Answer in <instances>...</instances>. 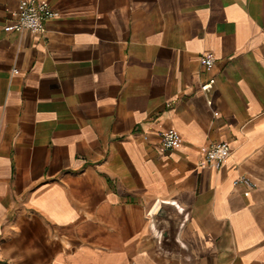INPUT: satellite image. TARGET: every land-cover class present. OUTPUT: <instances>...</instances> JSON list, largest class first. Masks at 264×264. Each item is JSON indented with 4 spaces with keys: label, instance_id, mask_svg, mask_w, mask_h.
I'll return each mask as SVG.
<instances>
[{
    "label": "crops",
    "instance_id": "crops-1",
    "mask_svg": "<svg viewBox=\"0 0 264 264\" xmlns=\"http://www.w3.org/2000/svg\"><path fill=\"white\" fill-rule=\"evenodd\" d=\"M20 1L0 0V264H264V0H43L40 34L4 29Z\"/></svg>",
    "mask_w": 264,
    "mask_h": 264
},
{
    "label": "built area",
    "instance_id": "built-area-1",
    "mask_svg": "<svg viewBox=\"0 0 264 264\" xmlns=\"http://www.w3.org/2000/svg\"><path fill=\"white\" fill-rule=\"evenodd\" d=\"M13 14L16 17V21L12 25L5 26V30H28L34 34L43 33L46 25L57 18L56 10L43 0H21L17 11ZM209 60L210 59H206L205 62L207 63ZM14 72L16 73L17 70L14 69ZM213 82L214 80L211 79L209 82L202 85L201 89L203 91H208ZM179 138V135L174 129H166L161 134L162 147L164 149L173 148L179 141ZM204 152L207 161H216L220 163L228 157L230 147L226 142L212 143L209 147L204 149ZM238 182H244L249 187H253V183L245 178L234 181V184H238Z\"/></svg>",
    "mask_w": 264,
    "mask_h": 264
}]
</instances>
